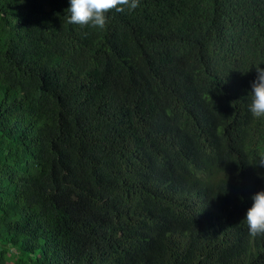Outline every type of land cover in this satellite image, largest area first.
Returning <instances> with one entry per match:
<instances>
[{
  "label": "trees",
  "instance_id": "obj_1",
  "mask_svg": "<svg viewBox=\"0 0 264 264\" xmlns=\"http://www.w3.org/2000/svg\"><path fill=\"white\" fill-rule=\"evenodd\" d=\"M69 6L0 0V264H264V0Z\"/></svg>",
  "mask_w": 264,
  "mask_h": 264
},
{
  "label": "clouds",
  "instance_id": "obj_2",
  "mask_svg": "<svg viewBox=\"0 0 264 264\" xmlns=\"http://www.w3.org/2000/svg\"><path fill=\"white\" fill-rule=\"evenodd\" d=\"M67 23L103 29L108 22V13L115 11L132 12L140 5V0H68ZM256 78L251 83L248 95V111L255 120H264V68L255 66ZM254 164L264 167V157H257ZM252 205L245 213L243 223L248 226L249 235H264V190L252 197Z\"/></svg>",
  "mask_w": 264,
  "mask_h": 264
}]
</instances>
